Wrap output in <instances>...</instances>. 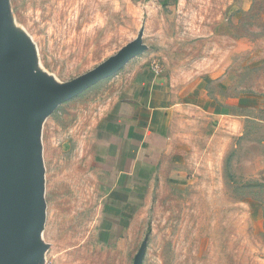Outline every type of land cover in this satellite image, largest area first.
Masks as SVG:
<instances>
[{"label": "rangeland", "instance_id": "rangeland-1", "mask_svg": "<svg viewBox=\"0 0 264 264\" xmlns=\"http://www.w3.org/2000/svg\"><path fill=\"white\" fill-rule=\"evenodd\" d=\"M5 14L6 62L18 59L43 88L74 82L137 36L143 46L114 74L33 120L29 244L37 254L26 264H134L140 250L142 264H264V0H6ZM154 63L177 82L220 75L228 85L221 99L247 95L257 111L226 121L221 138L199 145L206 152L187 190L158 186L116 227L118 240H104L107 194L96 170L110 143L116 76L150 72Z\"/></svg>", "mask_w": 264, "mask_h": 264}, {"label": "crops", "instance_id": "crops-1", "mask_svg": "<svg viewBox=\"0 0 264 264\" xmlns=\"http://www.w3.org/2000/svg\"><path fill=\"white\" fill-rule=\"evenodd\" d=\"M116 78L120 86L113 99L110 143L98 159L104 166L96 170L107 194L101 238L109 241L118 240L121 232L116 227H125L158 186L166 185L174 193L187 190L199 169V156L206 152L201 146L221 138L226 121L234 125L237 117L256 112L258 106L253 97L240 93L234 103L231 95L221 99L228 85H221L220 75L177 82L144 70Z\"/></svg>", "mask_w": 264, "mask_h": 264}, {"label": "water", "instance_id": "water-1", "mask_svg": "<svg viewBox=\"0 0 264 264\" xmlns=\"http://www.w3.org/2000/svg\"><path fill=\"white\" fill-rule=\"evenodd\" d=\"M6 0H0V264H26L37 254L29 244L36 204V149L32 123L58 105L121 69L142 50L137 36L116 56L74 82L40 87L15 59L4 58ZM142 264V250L134 260Z\"/></svg>", "mask_w": 264, "mask_h": 264}, {"label": "built area", "instance_id": "built-area-1", "mask_svg": "<svg viewBox=\"0 0 264 264\" xmlns=\"http://www.w3.org/2000/svg\"><path fill=\"white\" fill-rule=\"evenodd\" d=\"M152 71L156 74H159L158 65H156L155 63L152 65Z\"/></svg>", "mask_w": 264, "mask_h": 264}]
</instances>
